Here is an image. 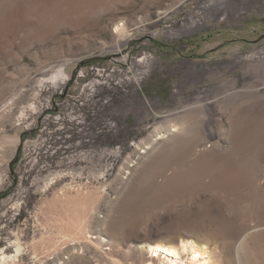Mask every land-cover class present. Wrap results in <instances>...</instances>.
Instances as JSON below:
<instances>
[{
  "label": "rangeland",
  "instance_id": "374dc122",
  "mask_svg": "<svg viewBox=\"0 0 264 264\" xmlns=\"http://www.w3.org/2000/svg\"><path fill=\"white\" fill-rule=\"evenodd\" d=\"M258 121L264 0H0V264H162L152 250L181 241L210 264H264ZM198 122L188 163L247 159L248 186L141 209L184 151L179 131L158 137Z\"/></svg>",
  "mask_w": 264,
  "mask_h": 264
},
{
  "label": "bare ground",
  "instance_id": "6f19581e",
  "mask_svg": "<svg viewBox=\"0 0 264 264\" xmlns=\"http://www.w3.org/2000/svg\"><path fill=\"white\" fill-rule=\"evenodd\" d=\"M260 123L264 124V121H258L253 124L254 133H257L260 129ZM197 125L202 126V123L198 122L196 125L189 123L183 131L181 128L174 127L175 129L172 128L166 135L163 134L158 137V139H166L168 134L179 131L173 139L181 142L184 151L180 156H176L175 151L170 156H167L159 165L157 173L148 178L147 188L149 194H145L143 191L137 194V197L142 201L141 209L174 193L188 192L196 186L227 190L231 191L228 193L232 195L239 194L243 188L248 186V183L243 181L244 178L239 176L240 162H248L247 159L229 156L228 152H219L218 154L208 153L191 164L188 163L189 159L186 156L188 150L192 149L198 141L205 138L204 136L202 137ZM232 141L234 142V148H242L240 147L241 136L239 134L234 132ZM168 172L170 175H166ZM157 174L162 175V181L155 180L154 176ZM207 180H209L208 184H206ZM154 251H164L167 254V257L161 259L162 264H182L179 257L185 252L189 254V264H210L206 246L196 242L181 241L176 246H157L152 250V258H155ZM156 257H160L159 254H156ZM238 261L241 264L239 257Z\"/></svg>",
  "mask_w": 264,
  "mask_h": 264
}]
</instances>
